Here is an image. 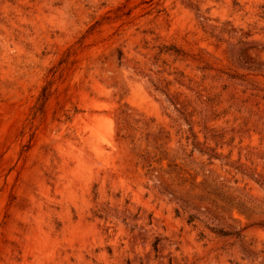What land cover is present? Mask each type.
I'll list each match as a JSON object with an SVG mask.
<instances>
[{
    "label": "rangeland",
    "instance_id": "rangeland-1",
    "mask_svg": "<svg viewBox=\"0 0 264 264\" xmlns=\"http://www.w3.org/2000/svg\"><path fill=\"white\" fill-rule=\"evenodd\" d=\"M0 264H264V0H0Z\"/></svg>",
    "mask_w": 264,
    "mask_h": 264
}]
</instances>
